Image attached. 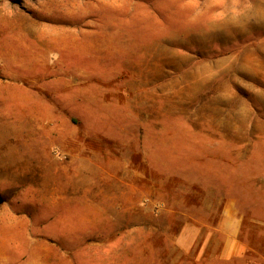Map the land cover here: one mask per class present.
Segmentation results:
<instances>
[{"label":"rangeland","instance_id":"374dc122","mask_svg":"<svg viewBox=\"0 0 264 264\" xmlns=\"http://www.w3.org/2000/svg\"><path fill=\"white\" fill-rule=\"evenodd\" d=\"M0 52V264H264V0H0Z\"/></svg>","mask_w":264,"mask_h":264},{"label":"crops","instance_id":"0c3cea01","mask_svg":"<svg viewBox=\"0 0 264 264\" xmlns=\"http://www.w3.org/2000/svg\"><path fill=\"white\" fill-rule=\"evenodd\" d=\"M31 19V18H30ZM37 21V20H36ZM34 41H36L35 39H33ZM74 51V50H72ZM77 53V51H74ZM0 52V79L3 75H7V76H10V77H13L14 76V80H15V77L17 74H19L20 76L18 78H22V74L25 73L27 75V77H31L33 75V72L29 73L28 69L29 70H33L32 68V64H23L21 65L19 62L18 64H14V66L11 67L12 65V61H13V58L11 57H8L6 55H4ZM262 56H263V51H262V54L260 56V60H262ZM39 66V65H38ZM26 67H29L28 69H26ZM20 68V69H19ZM26 69V70H24ZM38 75V74H37ZM37 75H35V77H37ZM260 77L262 78V80L264 81V71L262 70L261 73L259 74Z\"/></svg>","mask_w":264,"mask_h":264}]
</instances>
